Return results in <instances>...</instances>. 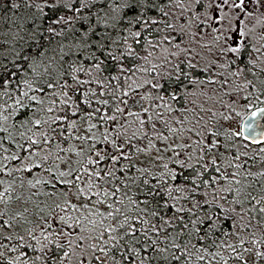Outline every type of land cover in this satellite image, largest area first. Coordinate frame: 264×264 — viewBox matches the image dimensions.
Listing matches in <instances>:
<instances>
[{"label":"snow or ice","instance_id":"6c2138e0","mask_svg":"<svg viewBox=\"0 0 264 264\" xmlns=\"http://www.w3.org/2000/svg\"><path fill=\"white\" fill-rule=\"evenodd\" d=\"M0 264H264V0H0Z\"/></svg>","mask_w":264,"mask_h":264},{"label":"trees","instance_id":"16d2710c","mask_svg":"<svg viewBox=\"0 0 264 264\" xmlns=\"http://www.w3.org/2000/svg\"><path fill=\"white\" fill-rule=\"evenodd\" d=\"M3 3H4V5H7L8 0H3ZM5 13H6V14H10V13L7 12V9H6V8H5Z\"/></svg>","mask_w":264,"mask_h":264}]
</instances>
